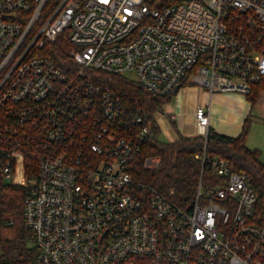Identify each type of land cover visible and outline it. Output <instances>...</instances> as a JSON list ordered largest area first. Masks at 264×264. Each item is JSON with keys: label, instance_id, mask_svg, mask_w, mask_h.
<instances>
[{"label": "built area", "instance_id": "1", "mask_svg": "<svg viewBox=\"0 0 264 264\" xmlns=\"http://www.w3.org/2000/svg\"><path fill=\"white\" fill-rule=\"evenodd\" d=\"M64 31L71 68L43 52ZM100 71L154 96L264 89V0H0V178L24 188L28 264H264L250 175L204 144L189 203L136 180L150 124ZM209 122L197 106L195 135Z\"/></svg>", "mask_w": 264, "mask_h": 264}, {"label": "trees", "instance_id": "2", "mask_svg": "<svg viewBox=\"0 0 264 264\" xmlns=\"http://www.w3.org/2000/svg\"><path fill=\"white\" fill-rule=\"evenodd\" d=\"M171 0H154V5L170 3ZM64 31L53 43V50L43 51L53 55L64 68H71L62 59H68L71 45L64 36ZM69 63V61H68ZM98 78L119 91L122 100L137 99L142 106L144 117L150 124L151 135L141 145L133 160L131 173L136 180L154 186L161 192L172 190V199L182 205L191 201L200 175L201 162L197 153L203 145L213 153H218L229 160L233 170L250 175L256 191L255 212L264 219V164L259 160V151L245 145L248 117L244 119L242 130L237 136H229L214 131L208 132L206 140L201 135H180L175 141H164L159 137V128L154 120V112L172 94L154 96L141 88L126 75L97 72ZM257 91L253 88L246 97L252 103ZM155 157L156 164L144 166L146 157ZM209 178V171L203 177ZM24 188L9 184L0 178V217L11 219L9 225L0 227V264H28L37 252L31 230L22 217Z\"/></svg>", "mask_w": 264, "mask_h": 264}, {"label": "crops", "instance_id": "3", "mask_svg": "<svg viewBox=\"0 0 264 264\" xmlns=\"http://www.w3.org/2000/svg\"><path fill=\"white\" fill-rule=\"evenodd\" d=\"M197 106L209 111L210 131L237 136L248 117L250 101L239 92L216 91L209 94L197 85H182L153 114L160 139L172 142L180 135L194 136V110Z\"/></svg>", "mask_w": 264, "mask_h": 264}, {"label": "rangeland", "instance_id": "4", "mask_svg": "<svg viewBox=\"0 0 264 264\" xmlns=\"http://www.w3.org/2000/svg\"><path fill=\"white\" fill-rule=\"evenodd\" d=\"M133 76L132 73H128ZM245 145L259 151V160L264 164V89L255 91L254 99L250 103Z\"/></svg>", "mask_w": 264, "mask_h": 264}, {"label": "water", "instance_id": "5", "mask_svg": "<svg viewBox=\"0 0 264 264\" xmlns=\"http://www.w3.org/2000/svg\"><path fill=\"white\" fill-rule=\"evenodd\" d=\"M178 90V86L174 88L173 92H176Z\"/></svg>", "mask_w": 264, "mask_h": 264}]
</instances>
